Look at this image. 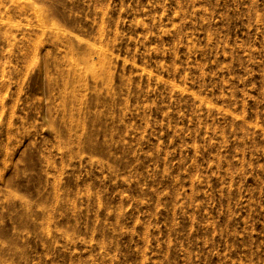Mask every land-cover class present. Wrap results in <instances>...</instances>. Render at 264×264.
Listing matches in <instances>:
<instances>
[{
  "label": "rangeland",
  "instance_id": "rangeland-1",
  "mask_svg": "<svg viewBox=\"0 0 264 264\" xmlns=\"http://www.w3.org/2000/svg\"><path fill=\"white\" fill-rule=\"evenodd\" d=\"M2 18L0 264H264V0Z\"/></svg>",
  "mask_w": 264,
  "mask_h": 264
},
{
  "label": "bare ground",
  "instance_id": "bare-ground-1",
  "mask_svg": "<svg viewBox=\"0 0 264 264\" xmlns=\"http://www.w3.org/2000/svg\"><path fill=\"white\" fill-rule=\"evenodd\" d=\"M1 32H0V48L2 45L10 42V33L9 31H4V27L6 26L5 20L2 18L0 20ZM0 51V78H4L6 76V65L3 63V55ZM3 78L1 79L3 81ZM4 91V90H3Z\"/></svg>",
  "mask_w": 264,
  "mask_h": 264
}]
</instances>
